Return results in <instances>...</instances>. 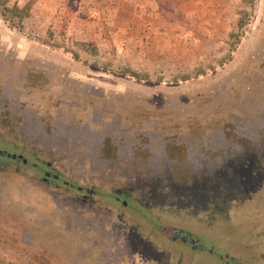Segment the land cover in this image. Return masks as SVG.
Masks as SVG:
<instances>
[{"label":"flooded vegetation","instance_id":"1","mask_svg":"<svg viewBox=\"0 0 264 264\" xmlns=\"http://www.w3.org/2000/svg\"><path fill=\"white\" fill-rule=\"evenodd\" d=\"M263 59L198 108L65 87L0 54V207L39 202L79 264H264L215 247L240 243L236 224L264 238Z\"/></svg>","mask_w":264,"mask_h":264},{"label":"rangeland","instance_id":"2","mask_svg":"<svg viewBox=\"0 0 264 264\" xmlns=\"http://www.w3.org/2000/svg\"><path fill=\"white\" fill-rule=\"evenodd\" d=\"M7 1L8 8H32L20 27L0 12V54L65 87L122 91L151 104L191 102L201 108L209 101L213 107L222 88L253 73L264 58V0ZM197 7L203 15L196 13ZM119 25L126 27L125 37L132 44L124 49L116 48L112 35ZM156 25L166 41L153 46ZM147 32L150 38L143 35ZM8 177V186L15 190L21 179ZM3 200V216L12 210L14 217L11 223L8 218L0 221V264L81 262L83 256L73 249L77 242L60 232L56 217L44 212L39 202ZM231 228L241 232L239 244L231 245L232 237L215 241L229 257H237L232 248L264 250L260 234L238 224ZM81 247L86 256V247Z\"/></svg>","mask_w":264,"mask_h":264},{"label":"crops","instance_id":"3","mask_svg":"<svg viewBox=\"0 0 264 264\" xmlns=\"http://www.w3.org/2000/svg\"><path fill=\"white\" fill-rule=\"evenodd\" d=\"M198 9L196 10V13L199 15V16H201V15H203V10L201 9V8H199V7H197ZM185 10H187V9H185ZM119 16H116V18H118ZM114 25H116L115 23H114ZM114 25H108V27H113ZM117 28V31H115V32H118V34H112L113 35V37H114V42L117 44L116 45V48H120V49H124V48H127V47H129L130 45H132L131 44V41H129L128 40V38H126L125 36H127V34L128 33H126L125 32V29H126V27L125 26H118V27H116ZM158 28H160L159 27V25H156V27H154V28H152L153 29V32L152 33H156L155 34V36L152 38V45L153 46H157V45H159L162 41H166L165 39H164V37H161L159 34H157V33H159L160 32V30L158 29ZM146 38H150V36H151V33H149V32H147L146 34L144 33L143 34ZM148 41L146 40V43H147ZM134 45H136V44H134ZM138 46V45H137Z\"/></svg>","mask_w":264,"mask_h":264},{"label":"trees","instance_id":"4","mask_svg":"<svg viewBox=\"0 0 264 264\" xmlns=\"http://www.w3.org/2000/svg\"><path fill=\"white\" fill-rule=\"evenodd\" d=\"M7 0H0V12L3 16H9L12 20H17V24L20 27L22 22L29 18L31 12V4H26L24 7L20 8L17 5H13L11 8L7 7ZM238 28H243L242 21H239Z\"/></svg>","mask_w":264,"mask_h":264}]
</instances>
